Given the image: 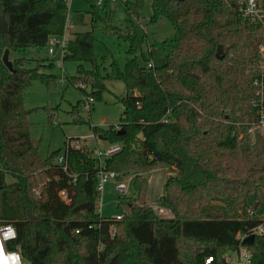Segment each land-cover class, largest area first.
Instances as JSON below:
<instances>
[{
  "label": "trees",
  "instance_id": "16d2710c",
  "mask_svg": "<svg viewBox=\"0 0 264 264\" xmlns=\"http://www.w3.org/2000/svg\"><path fill=\"white\" fill-rule=\"evenodd\" d=\"M146 1L123 4L139 21ZM152 9L151 22L167 19L175 36L151 43L148 54V35L138 24L122 29L93 6L73 15L76 25L90 15L92 29L74 32L62 55L64 63H78L67 78L83 98L101 100L107 81L125 85L121 123L91 127L96 139L122 145L105 159L106 169L119 179L133 176L138 188L137 200L119 196L124 217L117 220L98 212L100 162L93 150L70 148L65 171L56 163L60 152L41 158L40 140L30 134L24 90L35 80L56 85L61 79L45 73L54 64L16 56L12 73L2 59L7 49L22 54L63 36L68 0H0L8 25L0 33V225L15 227L11 249L28 264H206L210 257L211 264H228L237 234L259 223L248 212L264 214V134L256 130L252 146L248 135L258 122L264 22L243 18L240 0H152ZM95 28L129 44L124 68L114 59L104 73ZM81 102L71 111L73 122L88 124ZM241 150L250 160L245 167L233 163ZM159 168L175 172L158 201L173 214L168 218L147 203L144 174ZM247 246L252 264H264V235Z\"/></svg>",
  "mask_w": 264,
  "mask_h": 264
},
{
  "label": "rangeland",
  "instance_id": "374dc122",
  "mask_svg": "<svg viewBox=\"0 0 264 264\" xmlns=\"http://www.w3.org/2000/svg\"><path fill=\"white\" fill-rule=\"evenodd\" d=\"M68 6L72 28L66 30L59 41H63L66 36L67 39H70L74 32L91 31L90 15L86 16V24L84 25H76L73 15L77 11H90L93 6L111 13L113 24L122 29L130 28L133 22L138 24L140 34L148 35L147 43L143 48L145 54L149 53L151 43L162 42L175 36L174 28L167 19L161 18L156 22H151L153 15L152 0L145 2L139 21L129 16L122 1L68 0ZM93 35L95 39L94 53L102 63L104 73L110 71V65L114 59L121 68H124L130 57L128 55L129 44L120 40L115 34L105 33L100 28H95ZM50 46V43H48L46 47L30 48L22 54L12 53L11 56V60L13 56H18L51 62L54 66L51 69H46L45 73L54 74L61 79L53 87H48L42 81L35 80L25 88L23 93L25 107L30 111V134L34 139L40 140L38 152L40 157L46 159L55 151L60 152L59 156L62 155L69 139H79L83 146H88L94 152L106 148L107 143L96 139L93 136L91 127L108 128L118 126L121 123L124 106L120 99L126 94L124 83L121 81H107L106 85L109 90L103 94L102 99L89 104L88 98H83L78 88L71 84L67 78L76 75L78 63L70 61L64 63L62 60V46L55 47L54 54H50ZM138 56L141 63L144 64L140 53ZM34 65L35 63L32 64V66ZM85 67L90 68V63H86ZM80 101H82V106L84 105L81 116L88 124L73 122L71 111ZM255 132L256 130L248 132L250 143L245 139L250 146L256 142L257 132ZM259 133L263 135L261 131ZM249 162V157L243 153V150L233 158V163L241 167L247 166ZM174 174L175 172L171 168H159L144 174V178L148 181L147 203L149 205L158 209V201L163 194L164 183L170 175ZM129 177L133 176H128L127 179ZM6 180L9 184L15 181L10 175L7 176ZM120 195H123V192L115 189L114 183H109L105 187L98 201V212L102 217L114 218L124 214V207L118 202ZM126 196H130L135 200L138 199V188L134 182H131L129 193ZM169 213L173 216L171 211ZM235 258L236 254L230 252L227 258L228 264H237ZM25 264H28V262H25Z\"/></svg>",
  "mask_w": 264,
  "mask_h": 264
},
{
  "label": "built area",
  "instance_id": "2783aa9c",
  "mask_svg": "<svg viewBox=\"0 0 264 264\" xmlns=\"http://www.w3.org/2000/svg\"><path fill=\"white\" fill-rule=\"evenodd\" d=\"M112 2L122 1L125 2L127 0H111ZM240 10L243 18L248 19L252 22H264V2L263 0H240ZM70 14H68L67 23L65 26V31L70 30L72 28L70 19ZM64 36V35H63ZM61 36H52L49 39L50 43V54L55 52V47L62 46L63 50L67 44V36L64 37L63 41H59ZM261 54L264 58V47L260 49ZM152 67V63L148 65ZM260 85V89L257 92V97L259 98L257 106L258 110V122L255 127H253L249 132H254L255 130L261 131L264 134V63L262 65V73L261 79L257 81V85ZM93 98L88 99V103H93ZM82 144L80 140H68L64 153L57 158L56 163L63 167L65 171H67V161L66 157L70 148H81ZM122 149L121 144H107L106 148L97 150L94 152V156L99 160L100 167L97 171V176L99 179V184L97 187L98 192L102 193L105 190V187L109 183L115 184V189L123 192V194L127 195L129 193V187L131 182H133V177H126L125 179H119L118 174L114 171H110L106 169V165L104 163L106 158L113 156L114 154L120 152ZM61 197L67 200V195L65 191L61 192ZM158 216L160 217H171L170 211L164 208L155 209ZM249 216L251 218H258L259 223L253 228H246V231L239 232L236 236L239 241V247L235 251H231L236 254L235 262L237 264H252L253 253L250 248L245 243V240L253 235L262 236L264 235V214L259 215L256 214L253 210H250ZM124 217L123 215H118L115 218L117 220H121ZM112 234H115V231H112ZM17 239V232L13 225L4 224L0 225V264H25V259L23 258L21 252L19 250H14L12 248V244ZM230 253V252H229ZM226 254V259L228 258V254ZM228 261V260H227ZM213 262V258L210 257L206 260V264H211Z\"/></svg>",
  "mask_w": 264,
  "mask_h": 264
},
{
  "label": "water",
  "instance_id": "95a60500",
  "mask_svg": "<svg viewBox=\"0 0 264 264\" xmlns=\"http://www.w3.org/2000/svg\"><path fill=\"white\" fill-rule=\"evenodd\" d=\"M8 29V25L7 22L5 20L4 15L0 16V33H4L6 32ZM3 62L6 65V67L12 72H15L14 69V65H13V61L10 59V50H5L4 55H3ZM65 232L68 236H71V232L69 231V228L66 227L65 228ZM255 239V237L253 235L249 236L246 240L245 243L246 244H251L253 242V240Z\"/></svg>",
  "mask_w": 264,
  "mask_h": 264
},
{
  "label": "crops",
  "instance_id": "0c3cea01",
  "mask_svg": "<svg viewBox=\"0 0 264 264\" xmlns=\"http://www.w3.org/2000/svg\"><path fill=\"white\" fill-rule=\"evenodd\" d=\"M85 24H86V19H85ZM54 54V53H53ZM62 55H63V52H62ZM11 56H12V54H10V59H11ZM14 58H16V56H13L12 57V60H14Z\"/></svg>",
  "mask_w": 264,
  "mask_h": 264
}]
</instances>
